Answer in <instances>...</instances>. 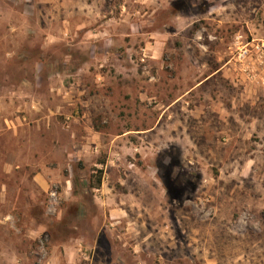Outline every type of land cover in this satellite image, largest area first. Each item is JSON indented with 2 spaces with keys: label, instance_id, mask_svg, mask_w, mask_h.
Listing matches in <instances>:
<instances>
[{
  "label": "rangeland",
  "instance_id": "1",
  "mask_svg": "<svg viewBox=\"0 0 264 264\" xmlns=\"http://www.w3.org/2000/svg\"><path fill=\"white\" fill-rule=\"evenodd\" d=\"M0 264H264V0H0Z\"/></svg>",
  "mask_w": 264,
  "mask_h": 264
},
{
  "label": "crops",
  "instance_id": "2",
  "mask_svg": "<svg viewBox=\"0 0 264 264\" xmlns=\"http://www.w3.org/2000/svg\"><path fill=\"white\" fill-rule=\"evenodd\" d=\"M108 212H109V217L111 218V217H113V220H115L114 222H118V220H119V218L118 217H120V216H118L117 215V209L116 208H114V209H109V210H107ZM109 219V218H108ZM112 219V218H111ZM110 220V219H109ZM94 238H96V237H94ZM98 238H96V244H97V246H98Z\"/></svg>",
  "mask_w": 264,
  "mask_h": 264
},
{
  "label": "trees",
  "instance_id": "3",
  "mask_svg": "<svg viewBox=\"0 0 264 264\" xmlns=\"http://www.w3.org/2000/svg\"><path fill=\"white\" fill-rule=\"evenodd\" d=\"M99 173H100V176H101L102 170H100ZM100 176H99V178H98V180H99L98 182H99V183H101V177H100Z\"/></svg>",
  "mask_w": 264,
  "mask_h": 264
}]
</instances>
